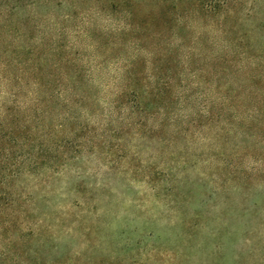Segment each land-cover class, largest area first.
I'll return each mask as SVG.
<instances>
[{
    "label": "rangeland",
    "instance_id": "rangeland-1",
    "mask_svg": "<svg viewBox=\"0 0 264 264\" xmlns=\"http://www.w3.org/2000/svg\"><path fill=\"white\" fill-rule=\"evenodd\" d=\"M21 41L78 88L42 119ZM0 264H264V0H0Z\"/></svg>",
    "mask_w": 264,
    "mask_h": 264
},
{
    "label": "trees",
    "instance_id": "trees-1",
    "mask_svg": "<svg viewBox=\"0 0 264 264\" xmlns=\"http://www.w3.org/2000/svg\"><path fill=\"white\" fill-rule=\"evenodd\" d=\"M23 35L24 34H22V37ZM28 37L29 41L33 38L31 35H28ZM28 39H26V41H28ZM22 43L18 48L22 52H25L24 55H26V60L23 59L19 66V75L16 76V81L17 84L19 83L21 86L23 82L29 85L30 89L28 96L31 97V99L33 98V101L37 103L36 105L41 106L40 109L34 108V116L37 119H42L45 115L55 113L58 106H60L59 108L61 110L62 97L69 92L77 94L78 88L76 83H66L69 78V73L63 68L66 65V61L64 60L65 57H62L60 60L61 54H58L59 56L55 55V57H59V59L58 61H54V67L52 71H50L47 66L49 54L46 53L44 48H41V45H43L42 42L39 44L40 49L38 48V50L29 47V45L24 44V42ZM19 52L20 51H18V53ZM9 63L10 62L4 64L6 68L9 67ZM130 74H132L134 79L143 80L144 78V76L139 78L141 75H136L134 72ZM158 82L159 80H157V83H122L121 91L115 95V101L124 102L127 101L128 98V101L135 99L138 105L136 109L138 112H143L145 106H149V102H155L156 100L161 102L166 100L165 97L172 98L174 96L173 93L167 91L168 88L163 83ZM34 87H37L38 90L36 94L34 93ZM11 96L17 97V93H12ZM70 101L69 99H65L63 103L65 104L64 106L66 107ZM38 128H41V123L38 124ZM54 129H57V127L53 125L50 126V133H52ZM52 137L53 135H51V139ZM31 138V135L26 136L23 144L26 146L27 143H29L28 140ZM40 139L41 136L38 137V141H40ZM38 148L41 150V143L38 144Z\"/></svg>",
    "mask_w": 264,
    "mask_h": 264
}]
</instances>
